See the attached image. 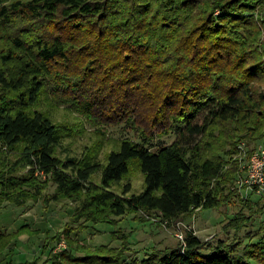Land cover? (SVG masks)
<instances>
[{
	"label": "trees",
	"instance_id": "trees-1",
	"mask_svg": "<svg viewBox=\"0 0 264 264\" xmlns=\"http://www.w3.org/2000/svg\"><path fill=\"white\" fill-rule=\"evenodd\" d=\"M30 21L40 28L36 35L29 28L34 40L27 45ZM258 22L264 23V0H0V30H11V44L32 52L30 61L14 48L0 55V206L35 202L50 182L56 199L77 202L73 222L112 223L109 217L132 211L174 222L228 201V194H236L230 176L238 171L227 166L231 162L237 170L239 162L230 160L239 145L255 143L256 151L264 143V39ZM19 60L25 64L14 70L9 63ZM66 88L86 96L90 109L106 117L101 126L131 133L106 162L57 155L66 135L39 109V100L47 93L58 100ZM170 137L175 139L166 142ZM133 164L145 175L144 189L129 195L127 184L120 194L114 187ZM250 196L258 198L250 199L249 217L235 216L228 226L236 229L260 216L263 195L257 188ZM30 225L0 230V264L125 258L123 252L105 257L85 250L80 257L72 243L55 253L48 239H69L72 228L66 224L55 234L45 231L47 246L30 259L18 250L23 234L41 233ZM238 240L208 244L190 230L184 244L151 253L141 264H264V235L249 244L259 249L260 261L248 259L254 248L235 247Z\"/></svg>",
	"mask_w": 264,
	"mask_h": 264
},
{
	"label": "rangeland",
	"instance_id": "rangeland-1",
	"mask_svg": "<svg viewBox=\"0 0 264 264\" xmlns=\"http://www.w3.org/2000/svg\"><path fill=\"white\" fill-rule=\"evenodd\" d=\"M258 23L263 30L264 39V23ZM39 24L40 22L37 21L25 23L27 30L24 35V42H27V45H32V40H34V35L28 33L29 28L34 26L33 33L36 35L38 33H36L37 27L40 28ZM10 35L11 30H0V55L7 54L10 49L14 48L18 52L16 54L19 57L21 56L20 59L26 58L30 61L32 52L25 45L20 47V45L11 44ZM9 64L14 70H17L18 65L25 63L23 60H19ZM81 95H76L72 89L66 88L61 93L62 97L57 100L49 97L47 93V95L40 98L39 109L50 117L56 125L64 129L66 137L57 149L59 157L62 159H80L92 156L106 162V155L109 152L118 150L122 138L129 136L131 133L122 134L120 126H101L102 124L98 122L106 119V117L101 115L99 111L97 113L95 109H90L92 107L89 105V100H86V96ZM63 101H73L77 105L74 108H69L68 105L62 104ZM81 112L87 114L84 115ZM173 138L170 137L165 140L171 143ZM262 144L260 147L258 146L259 149L264 148ZM255 146V143L248 145L246 142L239 145L238 154L233 155L230 160L239 162L237 170H235L236 165L231 162L227 166V169L232 170V173L238 171L235 176H230L234 180L236 179L235 185L231 189L236 194L231 197L228 194L226 197L228 201L222 202L215 209H201L174 222L164 221L153 214L134 211L118 218L109 217L107 220H113L112 223L107 221L94 223L85 221V219L73 222L72 210H75L77 202L73 201L72 198L62 196L56 199L55 197L58 196L56 195V186L50 182L44 191L43 198H39L35 202H29L22 207L13 204L0 206V230L16 231L22 222L30 223L33 230H40L41 233L38 235L34 236L26 233L19 237L18 250L30 259L40 255L41 249L47 246L45 231L50 230L52 234H55L62 231L66 224H69L68 228H72L69 230V235L72 231L69 239L65 238L64 235L62 240L56 243H51V240L48 239L52 248L55 249L54 252L59 253L69 250L72 245L80 251L76 253L80 257L85 256L82 250L92 254L101 253L105 257L123 252L122 257H125L124 259H118L116 263H114L115 260L107 259V261H102L105 264L107 262H109L108 264H141L142 260L151 258L149 257L151 253L158 255L161 250L176 247L180 243L184 244L183 240H185L186 233L190 230L201 241L208 244H217L221 240L233 243V240L238 238L239 243L235 244V247L242 250L248 246L251 249L254 248L255 253L250 254L248 259L260 261L258 259L259 249L249 244L258 242L264 235V195L262 194L263 200L261 203L263 209L254 223L253 221L250 223L247 221L242 227H236V229L228 226L235 216L241 218L247 216V213L250 212L248 207L250 208L253 205L251 200L254 202L258 198L257 196H250L251 192L257 193V184L250 183L252 175H254V180H257L258 177L253 173L254 157L257 154L256 151L259 150L255 151ZM229 158L231 156H228ZM255 169H257L256 165ZM93 180L100 184L101 176L96 174ZM127 184L132 187L129 195L140 193L144 189L145 175L136 164L131 167L129 176L120 185L115 186L114 190L122 194L123 187ZM243 213L246 215H243ZM12 241H15V239ZM105 245L106 247H104ZM100 247H104V250L97 249ZM109 249L110 252H108ZM261 257L263 258V254Z\"/></svg>",
	"mask_w": 264,
	"mask_h": 264
},
{
	"label": "built area",
	"instance_id": "built-area-1",
	"mask_svg": "<svg viewBox=\"0 0 264 264\" xmlns=\"http://www.w3.org/2000/svg\"><path fill=\"white\" fill-rule=\"evenodd\" d=\"M255 165L257 166V169H255V165L253 168V173L256 175V179L254 180V175H252V178L250 180L251 184H257L258 193L264 195V153L257 152V154L254 157ZM256 181V182H255Z\"/></svg>",
	"mask_w": 264,
	"mask_h": 264
}]
</instances>
